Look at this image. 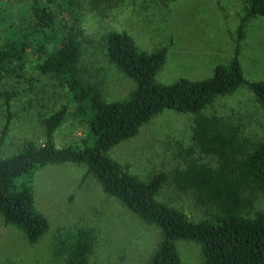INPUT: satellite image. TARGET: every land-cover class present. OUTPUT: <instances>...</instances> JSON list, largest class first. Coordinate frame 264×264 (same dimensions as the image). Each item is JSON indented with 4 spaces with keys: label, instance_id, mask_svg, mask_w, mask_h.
<instances>
[{
    "label": "trees",
    "instance_id": "obj_1",
    "mask_svg": "<svg viewBox=\"0 0 264 264\" xmlns=\"http://www.w3.org/2000/svg\"><path fill=\"white\" fill-rule=\"evenodd\" d=\"M244 1L231 60L217 64L213 75L203 79L160 82L157 75L169 46L150 51L127 31L104 34L109 61L136 84L129 97L108 100L80 72L84 0H0V79L19 78L34 66L69 92L68 103L43 119L41 143L26 140L13 154H0V214L5 222L37 243L50 223L36 204L35 172L48 164L73 162L85 164L107 194L159 229L160 242L146 264H182L180 239L200 245L203 264H264V209L249 215L243 196L248 186L264 187V141L246 154L240 124L206 112L219 98L245 86L264 108V81L250 80L240 58L248 21L264 17V0ZM5 101L10 108L7 96ZM8 108L0 149L12 120ZM165 110L193 119L190 140L181 152L184 165L175 173L162 170L143 178L110 150ZM70 120L88 125V135L80 143L60 145L58 130ZM170 183L190 190L207 215L196 219L163 201L160 194ZM91 236L87 228L63 232L57 247L66 252L69 264H90Z\"/></svg>",
    "mask_w": 264,
    "mask_h": 264
},
{
    "label": "rangeland",
    "instance_id": "obj_2",
    "mask_svg": "<svg viewBox=\"0 0 264 264\" xmlns=\"http://www.w3.org/2000/svg\"><path fill=\"white\" fill-rule=\"evenodd\" d=\"M244 2L84 0L80 72L108 100L130 96L136 84L109 61L102 38L109 31L120 30L130 33L145 50L169 46L158 81L209 77L217 64L227 63L233 56L237 27L246 11ZM240 58L250 80L264 81V17L248 21ZM68 93L64 85L34 66H28L19 78H1L0 136L7 122L6 96L12 120L0 154H13L26 140L41 143L45 134L43 119L68 103ZM206 112L240 124L246 154L264 141V108L247 86L219 98ZM192 120L191 115L165 110L144 124L137 135L114 146L110 154L143 178L162 170L175 173L184 165L181 152L190 140ZM88 130V125L70 120L58 130L56 142L80 143ZM34 193L50 228L33 244L21 228L6 223L0 214V264H69L68 255L58 249L57 241L61 233L78 228L92 232L90 264H146L158 247L159 229L107 194L85 164L63 162L38 168ZM243 196L249 215L264 209V187L248 186ZM160 198L184 208L193 218L207 215L206 206L190 190L178 189L171 183L164 186ZM177 246L182 264H203L199 244L180 239Z\"/></svg>",
    "mask_w": 264,
    "mask_h": 264
}]
</instances>
